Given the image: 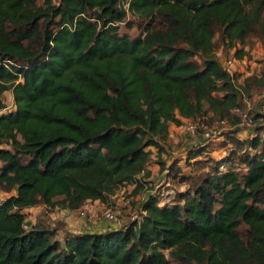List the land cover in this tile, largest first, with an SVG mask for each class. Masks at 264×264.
Instances as JSON below:
<instances>
[{
    "label": "trees",
    "instance_id": "trees-1",
    "mask_svg": "<svg viewBox=\"0 0 264 264\" xmlns=\"http://www.w3.org/2000/svg\"><path fill=\"white\" fill-rule=\"evenodd\" d=\"M263 11L264 0H0V264H264V125L243 139L227 130L228 154L188 174L158 159L188 189L149 193L119 228L23 227L36 204L76 211L126 184L137 193L170 124L236 125L264 75L237 84L214 37L230 48L264 38ZM128 15L135 37L119 32Z\"/></svg>",
    "mask_w": 264,
    "mask_h": 264
},
{
    "label": "rangeland",
    "instance_id": "rangeland-1",
    "mask_svg": "<svg viewBox=\"0 0 264 264\" xmlns=\"http://www.w3.org/2000/svg\"><path fill=\"white\" fill-rule=\"evenodd\" d=\"M38 1L39 3L42 2V0ZM56 1L57 0H53V2ZM127 19L132 22V25L130 27H127L125 23L119 24V32L127 33L128 35H130V37L137 36L140 31V19H137L131 15H128ZM214 41L215 54L217 58L224 67L230 69V71L234 74L237 84L243 82L246 71H252L251 74L260 72L262 75H264V38L261 39L260 37L256 36L248 38L244 45L247 49H245L246 51L243 49L244 46L242 44H237L235 48L223 46L218 35L214 37ZM237 48H240L246 52L244 60L245 62L243 61V58L238 59L234 56L235 49ZM229 62H231V64H229ZM263 94L264 86H254L253 89H251L250 94L244 96L241 110L236 111V113L239 115L246 111L250 112V114L255 117L254 127L246 128L241 125L229 124L227 125V130H234L239 128L237 137L243 139L246 135L243 132V128H245L248 131V135H250L255 132L257 127H259L260 125H264V120L262 119V117H260L264 116V108H261V97ZM2 101L6 106L5 110L8 111L13 108L14 104L10 91H6L3 94ZM208 115L211 114L208 113ZM189 120L191 119H182V123L180 125H169L168 137L167 140L164 142L166 151L163 152L159 157L156 155L155 149L150 148V150L152 151V155L147 168L150 170L151 175L145 180L144 184L140 186V189L137 193H134L135 185L126 184L125 186L117 190L115 194L111 197L109 204L110 206H114L118 209L119 218L117 221H108L102 219V221H106L108 225L110 224V226H108V230H113L115 229V227H118V225L120 226L122 223L120 221H122L123 219L124 223L137 219L139 216V203L141 201V197L144 198L149 193L158 192L160 190L162 191V193H164L165 196L168 194H173L176 191H184L188 189V185L186 183L178 182L177 177L179 176H175L178 175L176 171H172V173L170 174L169 168L162 170L161 166L157 163L158 159L163 160L167 164H170L176 158L183 171V174H188L192 171H195L192 169L191 163H194L196 160L201 161L202 159H206L208 157L218 159L227 155L230 149L233 147L230 139L227 137V130L221 131V136L219 138L204 141L201 135L202 130L198 129L197 131H195L194 134H191L187 131L186 124ZM204 125L205 128H209L215 125V122L208 121V123ZM219 127H221V125H219ZM259 133L264 138V129L259 130ZM196 145H203L204 147H206L207 153H204L202 154V156L197 157L193 160H188V149ZM9 195L10 192L8 193L0 190V199H4ZM122 195L128 197L130 203L124 204V202L121 200ZM45 208L46 207L43 203L36 204L33 209H30L28 212H25L27 216L26 220L33 219V223H36L37 221H44L45 223L49 222L52 224L60 223L61 225L63 224L64 227H68L70 221H78V223L80 221L79 224H82L84 221L82 217H79L77 211H68L62 206H57L51 210ZM95 221L96 219L92 222L94 223ZM75 229L78 230V228L76 227ZM165 253L167 254V251H165Z\"/></svg>",
    "mask_w": 264,
    "mask_h": 264
},
{
    "label": "built area",
    "instance_id": "built-area-1",
    "mask_svg": "<svg viewBox=\"0 0 264 264\" xmlns=\"http://www.w3.org/2000/svg\"><path fill=\"white\" fill-rule=\"evenodd\" d=\"M125 8L127 4L124 5ZM231 64V62H229ZM262 108H264V94L262 95ZM240 120L236 125H241L246 128H253L255 125V117L246 111L239 115ZM230 123L226 120L217 121L214 126L205 128V125L199 120H189L186 124V129L189 133L194 134L198 129H202V137L204 141H209L221 136V131L227 130V125ZM221 125V127H219ZM121 200L124 204L130 203L128 197L122 195ZM79 217H82L84 221L92 219L97 220H108V221H117L119 218L118 209L114 206H110L108 203H102L99 200H86L84 203L76 210ZM96 216V217H95ZM139 217V216H138ZM134 219V218H132ZM138 219V218H137ZM23 227L27 229L29 224H23Z\"/></svg>",
    "mask_w": 264,
    "mask_h": 264
},
{
    "label": "crops",
    "instance_id": "crops-1",
    "mask_svg": "<svg viewBox=\"0 0 264 264\" xmlns=\"http://www.w3.org/2000/svg\"><path fill=\"white\" fill-rule=\"evenodd\" d=\"M243 49L245 50L246 47L244 46ZM246 50H247V49H246ZM246 50H245V51H246ZM245 56H246V55L243 56V61L245 60ZM244 62H245V61H244ZM251 72H252V71H251ZM251 72L246 71L245 77L251 75ZM261 108H262V106H261ZM263 124H264V123H263ZM263 129H264V128H263ZM238 132H239V128H238ZM238 132H237V133H238ZM243 132L246 134L244 138L251 136V134L248 135V131H247L245 128H243ZM143 199H144V198H142V197L140 198L141 201H142ZM141 201H140V202H141ZM44 206H45V205H44ZM33 207H34V206H33ZM33 207H30V208L25 209V212H28L30 209H33ZM67 210H68V209H67ZM68 211H70V210H68ZM72 212H74V211H72ZM28 218H29V217H28ZM91 220H92V219H89L88 221H85V222L83 221L82 224H79L80 221H79V223H78V221H70L68 227H65V229L68 230V231L77 232V233H79V232L99 233V232H104V231L108 230V226H110V224L108 225V223H107L106 221H102V220L98 221V220H96V221L93 223V222H91ZM27 222H28L29 225H30V224H34V223H33V222H34L33 219H29V220H27ZM81 222H82V221H81ZM120 222H122L121 225H120V226L118 225V227H115V229L121 227V226L124 224V219H123L122 221H120ZM48 223H49V222H48ZM74 226H75L76 228H78V230L75 229Z\"/></svg>",
    "mask_w": 264,
    "mask_h": 264
}]
</instances>
